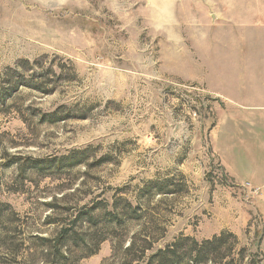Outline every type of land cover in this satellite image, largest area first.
<instances>
[{
    "label": "rangeland",
    "instance_id": "obj_1",
    "mask_svg": "<svg viewBox=\"0 0 264 264\" xmlns=\"http://www.w3.org/2000/svg\"><path fill=\"white\" fill-rule=\"evenodd\" d=\"M0 92V264L59 263L41 239L114 199L142 217L96 211L65 264L221 231L264 264V0H0Z\"/></svg>",
    "mask_w": 264,
    "mask_h": 264
},
{
    "label": "trees",
    "instance_id": "obj_2",
    "mask_svg": "<svg viewBox=\"0 0 264 264\" xmlns=\"http://www.w3.org/2000/svg\"><path fill=\"white\" fill-rule=\"evenodd\" d=\"M3 99L4 93L0 92V102L3 101ZM85 153L86 151L84 150L73 151L67 156H61L54 159V163H49H53L50 166L57 169L61 167H72L82 163ZM74 159H78V161L72 162ZM40 162L41 161H39L38 164ZM41 163L45 164V161ZM36 166V168L39 167V165ZM42 167L45 166L42 165L39 170H41ZM157 192V194L162 193L160 191ZM175 192L177 191L171 190L165 193ZM124 204L123 208H119L117 206V200L114 199L110 206L109 204H106L103 207H96V205L88 208L85 207L83 210L79 211L71 223L62 226L57 236L52 241L48 239H41V241L45 242V246H48V248H50L49 245L53 244L56 248L55 255L60 258V261L57 264H65L69 258L68 254L70 253V246L76 248H80L81 245L88 246L81 235L87 234L88 230H91V228L99 224V215L98 213L95 214L96 211H99V213L102 214V219L106 226L109 225L119 228L124 227L129 221L139 220L142 217L140 204L131 205L127 202H124ZM134 239L135 237H131L124 252L129 254L136 250ZM102 240L103 239H101V241ZM79 241L81 243H79ZM141 241L143 242V245L139 247L140 256L131 261L124 259L121 264H133L132 262H135L134 264H234L235 262L242 263L244 260V256L242 255L244 248L240 249L237 255L234 254L235 246L237 245V238L229 231H221L219 234L213 235L210 239H204L201 241H197L188 236H180L175 239L174 242L150 253H147L152 249V243L150 240L147 237H143ZM45 249H47V247H45ZM235 255L238 256L237 259H234ZM259 262L260 259L253 263L259 264Z\"/></svg>",
    "mask_w": 264,
    "mask_h": 264
},
{
    "label": "built area",
    "instance_id": "obj_3",
    "mask_svg": "<svg viewBox=\"0 0 264 264\" xmlns=\"http://www.w3.org/2000/svg\"><path fill=\"white\" fill-rule=\"evenodd\" d=\"M253 193H255V194H259L260 193V188H255V189H253Z\"/></svg>",
    "mask_w": 264,
    "mask_h": 264
},
{
    "label": "crops",
    "instance_id": "obj_4",
    "mask_svg": "<svg viewBox=\"0 0 264 264\" xmlns=\"http://www.w3.org/2000/svg\"><path fill=\"white\" fill-rule=\"evenodd\" d=\"M224 165H226V163L223 162Z\"/></svg>",
    "mask_w": 264,
    "mask_h": 264
}]
</instances>
